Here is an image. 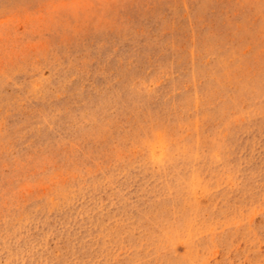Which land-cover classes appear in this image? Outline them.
I'll list each match as a JSON object with an SVG mask.
<instances>
[{"label": "rangeland", "instance_id": "374dc122", "mask_svg": "<svg viewBox=\"0 0 264 264\" xmlns=\"http://www.w3.org/2000/svg\"><path fill=\"white\" fill-rule=\"evenodd\" d=\"M0 264H264V0H0Z\"/></svg>", "mask_w": 264, "mask_h": 264}]
</instances>
